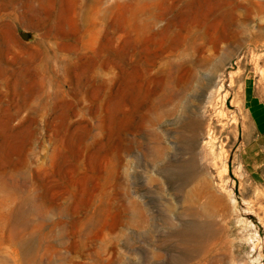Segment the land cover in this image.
<instances>
[{
	"label": "rangeland",
	"instance_id": "374dc122",
	"mask_svg": "<svg viewBox=\"0 0 264 264\" xmlns=\"http://www.w3.org/2000/svg\"><path fill=\"white\" fill-rule=\"evenodd\" d=\"M0 5V264H264V0Z\"/></svg>",
	"mask_w": 264,
	"mask_h": 264
},
{
	"label": "crops",
	"instance_id": "0c3cea01",
	"mask_svg": "<svg viewBox=\"0 0 264 264\" xmlns=\"http://www.w3.org/2000/svg\"><path fill=\"white\" fill-rule=\"evenodd\" d=\"M243 103L245 113L253 123L255 134L253 140L243 149L242 163L253 178L260 180L264 179V144H258L261 139L264 142V136L259 131L260 125L264 123V100L253 84L245 88Z\"/></svg>",
	"mask_w": 264,
	"mask_h": 264
},
{
	"label": "bare ground",
	"instance_id": "6f19581e",
	"mask_svg": "<svg viewBox=\"0 0 264 264\" xmlns=\"http://www.w3.org/2000/svg\"><path fill=\"white\" fill-rule=\"evenodd\" d=\"M210 1V0H209ZM216 1V0H215ZM233 1V0H232ZM236 3H238L237 1H236ZM1 6V5H0ZM226 6V5H225ZM234 8V7H233ZM221 15V14H220ZM96 18H98L97 16H95L94 17V19L96 20ZM221 20L222 21H224V22H226L227 24H229L230 23V19H229V17H228V12L227 11H225V12H223L222 13V15H221ZM32 26L33 25H36V24H34V23H32L31 24ZM48 32V31H47ZM47 34V33H46ZM192 41L187 45V47L186 48H188V49H192L193 48V46H194V43H195V40L197 39V37H195V35H192ZM4 52V51H3ZM2 51H0V57L2 56ZM172 66L173 65H171V62H169L168 61V64H167V68H168V72H169V75H168V79L170 80V82H171V68H172ZM165 72V71H164ZM95 77H97V76H95ZM166 92H168V93H166ZM170 97V98H169ZM171 100V87H170V85H165V86H163V85H160L159 86V91H158V93H157V95H156V100H155V102H153V106H155L156 108H159V107H161L162 105H164L168 100ZM45 104V103H44ZM67 104V103H66ZM59 114L61 115V116H63V117H68V115H66V112L65 111H63V109H62V107L59 109ZM114 120V119H113ZM115 120H116V118H115ZM76 127H77V129L79 130V139L82 137V135H83V131H81V126H80V124H77L76 125ZM85 136H86V134H85ZM83 138V137H82ZM78 141V140H77ZM80 141V140H79ZM52 207V206H51ZM63 210V209H62ZM51 211V210H50ZM60 211V210H59ZM64 212V211H63Z\"/></svg>",
	"mask_w": 264,
	"mask_h": 264
},
{
	"label": "water",
	"instance_id": "95a60500",
	"mask_svg": "<svg viewBox=\"0 0 264 264\" xmlns=\"http://www.w3.org/2000/svg\"><path fill=\"white\" fill-rule=\"evenodd\" d=\"M20 37L24 40V41H29L32 39V34L29 32H22L20 33Z\"/></svg>",
	"mask_w": 264,
	"mask_h": 264
}]
</instances>
